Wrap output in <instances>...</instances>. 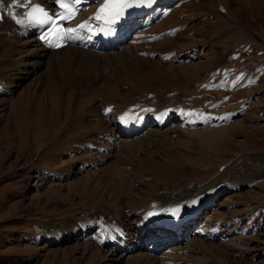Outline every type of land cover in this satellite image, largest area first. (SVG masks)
<instances>
[{"label": "rangeland", "instance_id": "obj_1", "mask_svg": "<svg viewBox=\"0 0 264 264\" xmlns=\"http://www.w3.org/2000/svg\"><path fill=\"white\" fill-rule=\"evenodd\" d=\"M158 17L95 81L65 77L57 61L12 67L0 89V264H264V0H174ZM2 22L0 53L20 63ZM145 88L186 114L119 143L104 113L129 118L120 107ZM220 184L200 233L175 251L119 257L101 244L99 224L131 231L160 190L171 213Z\"/></svg>", "mask_w": 264, "mask_h": 264}, {"label": "bare ground", "instance_id": "obj_2", "mask_svg": "<svg viewBox=\"0 0 264 264\" xmlns=\"http://www.w3.org/2000/svg\"><path fill=\"white\" fill-rule=\"evenodd\" d=\"M0 1L5 4L0 8V16L3 19L2 23H4L2 31L4 30L5 34L2 33L3 35H10L15 40L17 39L18 44L16 45L21 49L19 52L24 55V60L19 63L17 60H10L7 55L2 56L0 53V89H2L4 83L13 74V66L23 67V69L32 71L33 69L38 70L40 67H54L55 61H57L65 77L68 75H79L84 78L88 76L89 78V75H91L92 77L90 78L95 81L100 66L106 61L111 63L113 58L122 59L125 57L126 51L131 49V43L139 35L137 32L160 16L174 0H153L151 4L144 3L127 8L123 17L113 24L94 18L103 0H80L79 3L72 0L77 14L66 24V32L69 28L76 29V31L67 35L66 45L57 50H52L42 43L40 29L37 24L31 26L18 25L11 18L13 12L20 18L23 13L28 11L30 4L26 2L24 7H8L7 4L10 3L11 5L12 0ZM32 3H40L54 14L59 9L56 0H32ZM220 9L223 10L222 5H220ZM5 12L10 14L9 18H7L8 16L4 17ZM81 24L85 25V27L78 28ZM105 28L115 30V35L104 37L103 31ZM9 45H14V43L10 41ZM82 56L83 60H86L90 65L92 64L91 71H88L87 66L83 65ZM79 76L77 77L79 78ZM149 86L152 87V84H149ZM149 91V88H145L138 92L136 100L132 103L134 108L127 112L130 113L129 118L120 116L114 109L105 111L103 117L109 122L111 137L117 139L119 143L125 142L127 138L133 135L139 134L146 127L161 128L173 122L177 116L182 117L186 114V109L175 105L172 106V103L177 99L176 96L160 98L152 95L149 98ZM161 100L166 102V106H163V108L151 109L153 107L148 105L160 103ZM128 105L130 104L127 103L120 107L122 108L119 111L121 115L122 112L126 111L124 109H127ZM189 112L191 111L189 110ZM205 188L203 185L200 187V189ZM223 188L224 186L214 188L207 197L200 199L201 201L191 208L188 209L187 207V211H185L184 202L182 205L184 208L179 209V215L176 217H173V215V218H165L169 210L162 206L164 204L162 201L163 198L169 199L174 196L164 192V190H160L159 194H154L135 212L133 215L135 226L131 231L127 232L121 221H113V217L112 220H104V222L99 224L96 229L102 231L101 244H108L109 246L105 249L119 257L137 249H145V252L151 254L164 251L173 252L189 230L194 229L195 232L200 233L196 230L200 222L197 219L198 212H203L206 206H213L214 200L222 193ZM193 189L194 187L191 190ZM184 190L177 192V194L182 193ZM149 213L154 214L149 215Z\"/></svg>", "mask_w": 264, "mask_h": 264}, {"label": "snow or ice", "instance_id": "obj_3", "mask_svg": "<svg viewBox=\"0 0 264 264\" xmlns=\"http://www.w3.org/2000/svg\"><path fill=\"white\" fill-rule=\"evenodd\" d=\"M27 4H30L31 7L28 11L23 13V15L18 18L16 13L11 14V18L18 25H27L31 26L33 24L45 25L51 24L53 27L50 29V34L55 38L59 39L62 36H67L76 31V29L69 28L67 32L63 31L59 26H57V21L53 19V17L45 11L44 8L40 7L37 4L32 3V0H12V3L9 7H24ZM56 2L60 5V7L67 9L68 4L64 3L63 0H56ZM76 3H79L80 0H75ZM153 0H103L100 8L97 10L95 14L96 20H103L106 23L113 24L118 21L121 17H123L125 9L131 8L134 6H139V4H151ZM2 18V17H0ZM60 19H64L61 17ZM85 25L81 24L78 28H83ZM41 40L45 41L49 46L60 47V43H54L53 39H49V35H43L40 37ZM193 204L196 201L192 202ZM179 213V209L171 210L172 215H177ZM154 213H149V215H153Z\"/></svg>", "mask_w": 264, "mask_h": 264}]
</instances>
